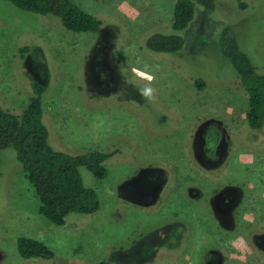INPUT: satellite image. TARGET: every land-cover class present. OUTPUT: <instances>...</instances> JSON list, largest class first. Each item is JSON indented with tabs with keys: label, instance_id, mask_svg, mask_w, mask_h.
I'll return each instance as SVG.
<instances>
[{
	"label": "rangeland",
	"instance_id": "obj_1",
	"mask_svg": "<svg viewBox=\"0 0 264 264\" xmlns=\"http://www.w3.org/2000/svg\"><path fill=\"white\" fill-rule=\"evenodd\" d=\"M72 1L102 21L100 31L74 32L53 14L0 0V105L22 113L33 77L46 86L54 148L116 151L102 180L80 167L101 207L50 222L14 148L0 149V264H264V128L249 127V96L218 43L230 27L264 73V0L196 5L177 32L183 48L170 54L146 40L175 32L177 0ZM210 126L221 131L215 156L206 154ZM195 158L224 163L220 175L200 171ZM22 236L54 256L22 257Z\"/></svg>",
	"mask_w": 264,
	"mask_h": 264
},
{
	"label": "trees",
	"instance_id": "obj_2",
	"mask_svg": "<svg viewBox=\"0 0 264 264\" xmlns=\"http://www.w3.org/2000/svg\"><path fill=\"white\" fill-rule=\"evenodd\" d=\"M24 11L39 14H53L62 24L74 32H98L102 21L72 0H9ZM196 5L207 10L216 8V0H177L174 7L172 29L174 33L157 31L146 40L148 49L159 53H174L184 46V38L178 34L188 27L195 18ZM223 56L234 66L241 86L249 96L246 113L248 125L252 129L264 128V73H261L250 56L244 52L230 27L222 29L218 38ZM33 95L22 113L16 114L0 105V149L14 148L16 158L22 164L26 178L35 188L39 199V212L56 225L66 224L71 212L92 214L101 207L97 191L84 184L80 167H87L98 179L108 174L105 165L114 153L92 150L82 154H72L54 148L49 142V131L43 120V94L46 86L31 77ZM198 88L204 87V80L197 78ZM221 140V131L210 126L205 136L206 152L215 156ZM200 171H220L222 166L209 168L198 159ZM196 164V163H194ZM209 172V173H210ZM203 174V173H202ZM214 173L212 176L215 175ZM204 176L206 174H203ZM202 176V175H200ZM202 190V189H201ZM18 251L24 258L41 257L50 259L54 251L44 242L31 237L18 238ZM98 264H114L102 260Z\"/></svg>",
	"mask_w": 264,
	"mask_h": 264
},
{
	"label": "clouds",
	"instance_id": "obj_3",
	"mask_svg": "<svg viewBox=\"0 0 264 264\" xmlns=\"http://www.w3.org/2000/svg\"><path fill=\"white\" fill-rule=\"evenodd\" d=\"M152 94H153V89L150 88V87H146L143 90H141V95H143V96H145L147 98H151Z\"/></svg>",
	"mask_w": 264,
	"mask_h": 264
},
{
	"label": "flooded vegetation",
	"instance_id": "obj_4",
	"mask_svg": "<svg viewBox=\"0 0 264 264\" xmlns=\"http://www.w3.org/2000/svg\"><path fill=\"white\" fill-rule=\"evenodd\" d=\"M207 154V153H206ZM208 155V154H207ZM205 166V165H204ZM178 244H180V242H178Z\"/></svg>",
	"mask_w": 264,
	"mask_h": 264
}]
</instances>
